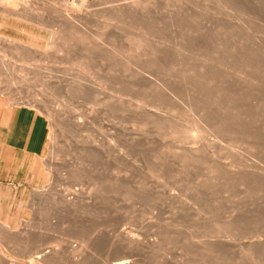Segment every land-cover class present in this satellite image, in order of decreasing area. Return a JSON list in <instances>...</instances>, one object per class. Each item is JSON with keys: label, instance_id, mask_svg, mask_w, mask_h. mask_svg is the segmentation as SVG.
<instances>
[{"label": "rangeland", "instance_id": "374dc122", "mask_svg": "<svg viewBox=\"0 0 264 264\" xmlns=\"http://www.w3.org/2000/svg\"><path fill=\"white\" fill-rule=\"evenodd\" d=\"M16 1L0 264H264V0Z\"/></svg>", "mask_w": 264, "mask_h": 264}, {"label": "bare ground", "instance_id": "6f19581e", "mask_svg": "<svg viewBox=\"0 0 264 264\" xmlns=\"http://www.w3.org/2000/svg\"><path fill=\"white\" fill-rule=\"evenodd\" d=\"M4 1H6V0H4ZM14 1H15V0H14ZM9 2H10V1H9ZM16 2L18 3V0H17ZM16 2H15V3H16ZM4 3H5V2H4ZM12 3H13V2H12ZM19 3H20V2H19ZM0 4H1V3H0ZM6 4H7V3H6ZM25 4H26V3H25ZM12 5H13V4H12ZM16 5H17V4H16ZM19 5H20V4H19ZM14 6H15V4H14ZM14 6H13L12 8H15ZM9 7H10V6H9ZM2 8H3V5H2ZM12 8H11V9H12ZM22 9H24V8H22ZM73 9H74V8H73ZM6 10H7V9H6ZM12 10H13V9H12ZM17 10H18V9H17ZM3 11H4V9H3ZM14 11L16 12V8H15ZM75 11H76V10H75ZM23 12H24V11H23ZM25 13H26V12H25ZM76 13H77V12H76ZM26 14H27V13H26ZM16 16H17V15H16ZM20 16H21V15H20ZM27 16H28V15H27ZM29 16H30V15H29ZM29 16H28V17H29ZM64 16H65V15H64ZM21 17H22V16H21ZM21 17H20V18H21ZM68 18H69V17H68ZM25 19H26V17H25ZM31 19H32V18H31ZM29 20H30V19H29ZM8 38H10V37H8ZM11 40L13 41V39H11ZM11 40L7 39V37H6V38H5V37H0V41H1V42H4V44H5V43H7V44H8V43H11V42H12ZM15 43H16V42H15ZM7 44H6V45H7ZM18 44H19V43H18ZM21 46H24V45H21ZM21 46H20V47H21ZM7 47H8V45H7ZM10 47H11V46H10ZM14 48H15V47H14ZM26 48H27V47H26ZM37 51H38V50H37ZM73 181H74V180H73ZM0 224H1V223H0ZM5 228H6V227H5ZM0 230H1V229H0ZM3 230H4V229H3ZM5 231H6V230H5ZM35 253H36V252H35ZM45 254H46V252H45ZM34 255H35V254H34ZM34 255H33V256H34ZM36 255H37V253H36ZM43 255H44V254H42V256H43ZM30 258H31V257H30ZM36 258H37V256H36ZM38 258H39V257H38ZM122 259H123V258H122ZM125 259H126V258H125ZM29 260H31V259H29ZM32 260H33V259H32ZM32 260H31V261H32ZM34 260H35L34 262H36V259H34ZM37 260H38V259H37ZM119 260H121V259H119ZM130 261H131V260H130ZM29 262H30V261H29ZM128 263H129V260H121V261H118V260H117V262H114L113 264H128ZM28 264H29V263H28Z\"/></svg>", "mask_w": 264, "mask_h": 264}, {"label": "crops", "instance_id": "0c3cea01", "mask_svg": "<svg viewBox=\"0 0 264 264\" xmlns=\"http://www.w3.org/2000/svg\"><path fill=\"white\" fill-rule=\"evenodd\" d=\"M14 115H15V119L14 121H10V124L8 125L9 128L12 129V127H14V131H12V134H15V135H20L23 133V131H25V124L24 122L22 121V118H20L19 114L18 113H15L14 112ZM16 127L17 128H20L21 130L19 132L16 131ZM11 134V133H10ZM1 222V221H0Z\"/></svg>", "mask_w": 264, "mask_h": 264}]
</instances>
